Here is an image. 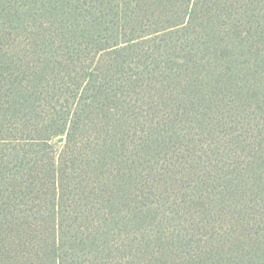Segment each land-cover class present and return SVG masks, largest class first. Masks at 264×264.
I'll use <instances>...</instances> for the list:
<instances>
[{"label": "trees", "instance_id": "16d2710c", "mask_svg": "<svg viewBox=\"0 0 264 264\" xmlns=\"http://www.w3.org/2000/svg\"><path fill=\"white\" fill-rule=\"evenodd\" d=\"M0 264H264V0H0Z\"/></svg>", "mask_w": 264, "mask_h": 264}]
</instances>
